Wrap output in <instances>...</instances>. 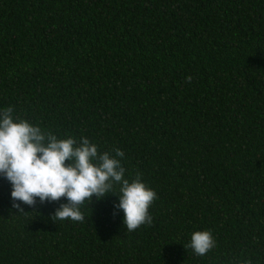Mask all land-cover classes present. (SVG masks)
I'll return each instance as SVG.
<instances>
[{
    "label": "trees",
    "instance_id": "16d2710c",
    "mask_svg": "<svg viewBox=\"0 0 264 264\" xmlns=\"http://www.w3.org/2000/svg\"><path fill=\"white\" fill-rule=\"evenodd\" d=\"M8 107L119 148L158 198L131 232L119 185L53 222L66 198L20 213L0 175V264H264V0H0ZM204 230L216 246L197 256Z\"/></svg>",
    "mask_w": 264,
    "mask_h": 264
},
{
    "label": "clouds",
    "instance_id": "9594fccd",
    "mask_svg": "<svg viewBox=\"0 0 264 264\" xmlns=\"http://www.w3.org/2000/svg\"><path fill=\"white\" fill-rule=\"evenodd\" d=\"M114 153L98 152L97 145L87 138L81 137L79 143L74 137L58 139L26 119L16 121L12 107L0 112V175L11 183L12 207L20 213L25 212L17 201L35 206L37 198L40 203L66 198L67 203L51 217L53 222L71 219L82 223L85 216L81 205L92 202L93 197L104 198L119 185L116 207L124 212L127 231L151 225L149 208L158 198L157 193L142 182L139 174L129 182L119 159L124 152L116 148ZM215 246L210 230L194 232L190 243L184 245L197 256L206 255Z\"/></svg>",
    "mask_w": 264,
    "mask_h": 264
}]
</instances>
